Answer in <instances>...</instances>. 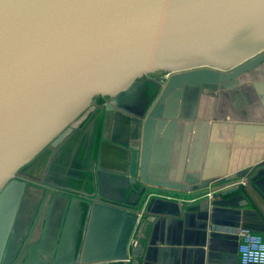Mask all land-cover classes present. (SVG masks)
Wrapping results in <instances>:
<instances>
[{"label":"water","instance_id":"water-1","mask_svg":"<svg viewBox=\"0 0 264 264\" xmlns=\"http://www.w3.org/2000/svg\"><path fill=\"white\" fill-rule=\"evenodd\" d=\"M259 72L264 0H0V264H144L152 199L192 189L158 154ZM262 167L182 208L241 215Z\"/></svg>","mask_w":264,"mask_h":264},{"label":"crops","instance_id":"crops-1","mask_svg":"<svg viewBox=\"0 0 264 264\" xmlns=\"http://www.w3.org/2000/svg\"><path fill=\"white\" fill-rule=\"evenodd\" d=\"M207 92L203 104L181 123L172 149L158 154L160 160H169L171 177L192 189L180 192L178 199H152L157 219L148 229L144 264H240L239 229L264 237V174L256 188L247 186L240 202L249 203L241 215L227 213L228 208L212 216L182 208L181 196L193 199L209 185L212 191L226 186L219 183L223 176L264 161V73L245 75Z\"/></svg>","mask_w":264,"mask_h":264},{"label":"built area","instance_id":"built-area-1","mask_svg":"<svg viewBox=\"0 0 264 264\" xmlns=\"http://www.w3.org/2000/svg\"><path fill=\"white\" fill-rule=\"evenodd\" d=\"M213 192L207 195L212 197ZM238 235L240 264H264V237L247 228H240Z\"/></svg>","mask_w":264,"mask_h":264},{"label":"rangeland","instance_id":"rangeland-1","mask_svg":"<svg viewBox=\"0 0 264 264\" xmlns=\"http://www.w3.org/2000/svg\"><path fill=\"white\" fill-rule=\"evenodd\" d=\"M64 218H65V214L64 213H62V212H60V213H58V217H57V219H56V226H55V229H57V230H61L62 229V222H64ZM53 221V218H52V220H51V222ZM66 254H65V251H64V248L62 249V251H61V253H60V255H59V257H58V259L60 260V261H64L65 260V258L67 257V256H65ZM54 256H51L50 258H51V260L49 259V261L50 262H53L54 261V258H53ZM53 258V259H52ZM57 259V260H58ZM44 262L43 261H41L40 259L38 260V263H36V264H43Z\"/></svg>","mask_w":264,"mask_h":264}]
</instances>
